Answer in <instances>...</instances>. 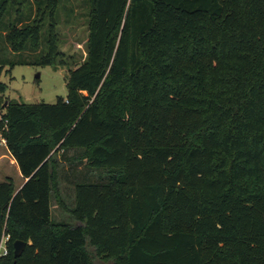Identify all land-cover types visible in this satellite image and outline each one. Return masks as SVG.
Masks as SVG:
<instances>
[{"label":"trees","instance_id":"obj_1","mask_svg":"<svg viewBox=\"0 0 264 264\" xmlns=\"http://www.w3.org/2000/svg\"><path fill=\"white\" fill-rule=\"evenodd\" d=\"M16 2L0 0L9 49L54 68L74 60L59 48L60 0L6 24ZM88 7L66 98L2 113L27 181L0 182V264H264V0ZM70 150L95 172L75 182L72 208L58 184ZM53 195L78 224L53 219Z\"/></svg>","mask_w":264,"mask_h":264},{"label":"rangeland","instance_id":"obj_2","mask_svg":"<svg viewBox=\"0 0 264 264\" xmlns=\"http://www.w3.org/2000/svg\"><path fill=\"white\" fill-rule=\"evenodd\" d=\"M20 2L21 4H18ZM15 7L5 16V23L16 16V8L21 9L22 14H35L36 0H17ZM88 0H60L59 8V48L65 55L74 56L67 65L54 68L52 65L36 64V53L12 52L3 32L0 31V65H3V72L0 80L7 85L5 93L0 94V113L6 111V105L10 102L19 103H55L59 96L66 98L68 94V76L70 71L87 56L86 43L88 40ZM4 26V25H3ZM30 53V54H28ZM31 61L27 64H19L17 61ZM39 74V77L37 75ZM81 151L70 150L64 157L60 153L55 155L61 159L59 165V184L66 204L72 208L75 205V182L78 180L93 179L95 172L89 170L84 160L76 158ZM7 149L0 145V161H8ZM4 162H1L3 164ZM6 167H8L6 165ZM10 168V167H9ZM8 169V168H6ZM52 215L55 220L67 221L71 224H78L73 216L60 206L54 195L52 196ZM6 243L0 244V254H4ZM96 264H103L94 257Z\"/></svg>","mask_w":264,"mask_h":264},{"label":"crops","instance_id":"obj_3","mask_svg":"<svg viewBox=\"0 0 264 264\" xmlns=\"http://www.w3.org/2000/svg\"><path fill=\"white\" fill-rule=\"evenodd\" d=\"M6 149H7V147H6ZM7 152H8V154H7L8 161H5V162L4 161H0V182L5 181L8 178H11V179H13V181H14L16 187H17V190H18L27 181V178H25L23 176V174L21 173L17 161L15 160V158L12 156V154L9 152L8 149H7ZM1 158H2V156H0V159ZM1 162H4V163L1 164ZM6 165L8 167H6ZM6 168H8V169H6ZM58 184H59V180H58ZM59 189H60L61 196L63 198L64 195H63L62 190L60 188V184H59ZM74 196H75V191H74ZM63 200H64V198H63Z\"/></svg>","mask_w":264,"mask_h":264},{"label":"built area","instance_id":"obj_4","mask_svg":"<svg viewBox=\"0 0 264 264\" xmlns=\"http://www.w3.org/2000/svg\"><path fill=\"white\" fill-rule=\"evenodd\" d=\"M8 129V119L0 113V145L7 147V139L5 137V131ZM8 236L3 237L2 243H6ZM7 251L5 250L4 253Z\"/></svg>","mask_w":264,"mask_h":264},{"label":"water","instance_id":"obj_5","mask_svg":"<svg viewBox=\"0 0 264 264\" xmlns=\"http://www.w3.org/2000/svg\"><path fill=\"white\" fill-rule=\"evenodd\" d=\"M37 77H39V74L37 75ZM25 246H26V242L25 241H22V240H16L15 241V243H14V257H15V261H16V258H18V257H20L22 255Z\"/></svg>","mask_w":264,"mask_h":264}]
</instances>
